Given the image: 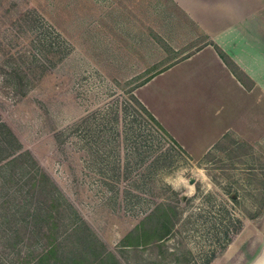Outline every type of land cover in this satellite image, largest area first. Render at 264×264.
<instances>
[{
    "label": "rangeland",
    "instance_id": "obj_1",
    "mask_svg": "<svg viewBox=\"0 0 264 264\" xmlns=\"http://www.w3.org/2000/svg\"><path fill=\"white\" fill-rule=\"evenodd\" d=\"M107 7L0 0V124L8 154L29 152L0 172V264H264L263 102L243 109L252 140L226 131L191 157L131 97L184 42L164 26L162 53L114 76Z\"/></svg>",
    "mask_w": 264,
    "mask_h": 264
},
{
    "label": "crops",
    "instance_id": "obj_2",
    "mask_svg": "<svg viewBox=\"0 0 264 264\" xmlns=\"http://www.w3.org/2000/svg\"><path fill=\"white\" fill-rule=\"evenodd\" d=\"M106 3L102 25L106 26L108 68L114 71L123 66L125 71L131 66L114 76L128 79L140 74L142 59L162 53L158 41L164 26L172 27L164 29L170 39L184 42L182 47L168 49L178 59L150 74L133 93L187 154L200 158L226 131L252 140V126L247 131L242 127L243 109L248 117L254 115L253 104L264 105V93L259 91H264V0ZM148 17L150 24L159 27L158 40L156 28L154 37L148 36ZM128 58L138 63L115 60Z\"/></svg>",
    "mask_w": 264,
    "mask_h": 264
},
{
    "label": "trees",
    "instance_id": "obj_3",
    "mask_svg": "<svg viewBox=\"0 0 264 264\" xmlns=\"http://www.w3.org/2000/svg\"><path fill=\"white\" fill-rule=\"evenodd\" d=\"M218 49V53L220 54V56L222 58H224L226 61H228L225 57V54L222 50H220L219 48ZM229 62V61H228ZM230 63V62H229ZM147 79V78H146ZM131 97L132 99L138 103V105L141 107V109L148 115V117L158 126V128H160L165 134H167L169 136V138L176 143V141L168 134V132L162 127V125L157 121V119L149 112V110L138 100V98L134 95V93L131 94ZM7 126L4 124V123H1L0 124V128L1 130H4L5 131V134L4 136L2 137V140L0 141V151L3 153L2 157L3 159H1L2 161V164L0 165V172L4 175H6L10 170H11V167L15 164H22L24 161V157L28 155L29 152L25 151V152H22V151H15L13 153H9L8 154V147L10 144H12V142H15L16 143V146L17 147H20V144L18 143L17 140L14 139V136L12 135V132L6 128ZM6 134L9 136V138H7L8 136H6ZM178 144V143H176ZM180 146V145H178ZM5 154H8L7 157H3L5 156ZM158 158L159 156L155 157L152 161V164H154L155 167H159L157 161H158ZM119 169V166H116V170ZM102 173H105L104 171H101ZM109 176H112L111 174H109ZM119 177V174L116 173V178ZM132 196L134 197H137L139 198L138 195L136 194H131ZM167 220H169L167 218Z\"/></svg>",
    "mask_w": 264,
    "mask_h": 264
}]
</instances>
